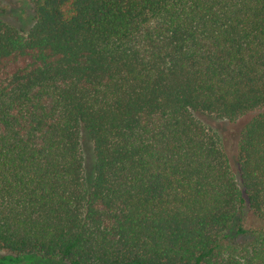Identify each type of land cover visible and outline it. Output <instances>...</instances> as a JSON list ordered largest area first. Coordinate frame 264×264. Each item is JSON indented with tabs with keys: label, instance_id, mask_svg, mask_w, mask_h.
<instances>
[{
	"label": "trees",
	"instance_id": "16d2710c",
	"mask_svg": "<svg viewBox=\"0 0 264 264\" xmlns=\"http://www.w3.org/2000/svg\"><path fill=\"white\" fill-rule=\"evenodd\" d=\"M0 264H264V0L0 1Z\"/></svg>",
	"mask_w": 264,
	"mask_h": 264
},
{
	"label": "rangeland",
	"instance_id": "374dc122",
	"mask_svg": "<svg viewBox=\"0 0 264 264\" xmlns=\"http://www.w3.org/2000/svg\"><path fill=\"white\" fill-rule=\"evenodd\" d=\"M2 4H5L6 9L8 12H16V10L20 7H22L24 0H0ZM245 118L240 119L239 121H236L235 123H221L218 128L220 132L222 133L224 140L226 143L230 146H233L235 143V136L237 133L238 128L244 122ZM84 148L89 151L85 146ZM90 158L88 157V160Z\"/></svg>",
	"mask_w": 264,
	"mask_h": 264
}]
</instances>
